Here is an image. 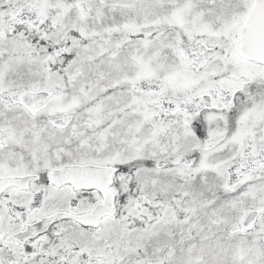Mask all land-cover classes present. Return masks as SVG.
<instances>
[{
    "label": "snow or ice",
    "instance_id": "snow-or-ice-1",
    "mask_svg": "<svg viewBox=\"0 0 264 264\" xmlns=\"http://www.w3.org/2000/svg\"><path fill=\"white\" fill-rule=\"evenodd\" d=\"M0 264H264V0H0Z\"/></svg>",
    "mask_w": 264,
    "mask_h": 264
}]
</instances>
